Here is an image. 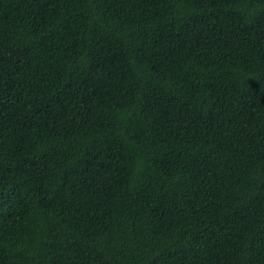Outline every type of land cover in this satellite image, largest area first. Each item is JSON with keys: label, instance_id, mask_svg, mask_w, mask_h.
<instances>
[{"label": "trees", "instance_id": "1", "mask_svg": "<svg viewBox=\"0 0 264 264\" xmlns=\"http://www.w3.org/2000/svg\"><path fill=\"white\" fill-rule=\"evenodd\" d=\"M0 264H264V0H0Z\"/></svg>", "mask_w": 264, "mask_h": 264}]
</instances>
